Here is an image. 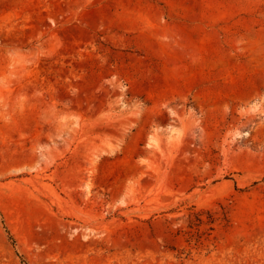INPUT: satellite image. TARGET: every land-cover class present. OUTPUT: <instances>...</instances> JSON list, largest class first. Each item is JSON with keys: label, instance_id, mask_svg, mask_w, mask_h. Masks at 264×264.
<instances>
[{"label": "rangeland", "instance_id": "1", "mask_svg": "<svg viewBox=\"0 0 264 264\" xmlns=\"http://www.w3.org/2000/svg\"><path fill=\"white\" fill-rule=\"evenodd\" d=\"M0 264H264V0H0Z\"/></svg>", "mask_w": 264, "mask_h": 264}]
</instances>
